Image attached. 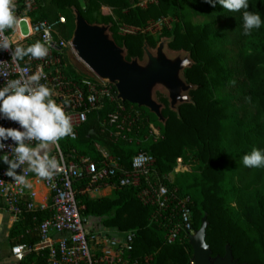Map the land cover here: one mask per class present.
Wrapping results in <instances>:
<instances>
[{
	"label": "trees",
	"instance_id": "1",
	"mask_svg": "<svg viewBox=\"0 0 264 264\" xmlns=\"http://www.w3.org/2000/svg\"><path fill=\"white\" fill-rule=\"evenodd\" d=\"M249 11L259 13L264 21V0H248ZM40 7V18L51 22L60 15L66 23L58 27L70 40L75 30L74 11H79L90 24L110 26L116 43L126 49V58L140 60L144 45L157 46V40L143 31L151 22L163 17L173 18L171 27L161 35L170 39L168 47L188 52L194 61L184 71L189 84L191 102L172 110L168 98L158 93L164 108L165 123L145 107L133 106L141 120L125 139H117L112 130L102 131L100 120L111 107L92 113L79 130L78 139L60 140L63 149L72 148L98 158L94 142L129 166L132 157L145 151L155 158L157 173L169 174L178 157L191 160V172L180 174L174 186L193 199V225L196 231L207 220L206 242L211 257H224L230 249L237 264H264V167L244 166L242 157L254 148L264 151V23L244 34L242 12H229L207 0H157L142 7L139 0H47ZM110 7L112 13L104 11ZM202 16L207 21L194 24ZM121 25L139 28L134 34H119ZM228 46L236 47L231 55ZM68 63L69 74L78 76ZM162 132L160 139L151 135L150 125ZM84 215L97 217L100 225L119 232L136 231L132 256L143 259L151 256V264H192L190 242H165L166 230L161 222H152V209L141 203L134 189H120L109 196H82ZM49 210L26 209L10 229L8 239L13 246L39 241L35 232H28L40 220L49 217ZM40 263L45 264L40 257Z\"/></svg>",
	"mask_w": 264,
	"mask_h": 264
},
{
	"label": "built area",
	"instance_id": "2",
	"mask_svg": "<svg viewBox=\"0 0 264 264\" xmlns=\"http://www.w3.org/2000/svg\"><path fill=\"white\" fill-rule=\"evenodd\" d=\"M45 1L15 0V14L21 24L15 31L8 29L0 34V42L6 39L13 47L9 50L0 49V73H7V77L0 75V88L8 79H19L41 71L46 79L40 82L53 88V98L65 106V111L71 117L73 135L67 136L68 140L76 141L79 130L88 122L89 116L104 111L108 105L111 109L100 120L101 129L104 132L112 130L114 138L125 139L123 132L135 129L141 120L140 112L133 106L128 110L125 103L118 99L115 85L96 74H69L68 63L64 59L68 48L73 52L74 50L71 39L61 36L58 29L66 23V17L60 15L55 22L40 18L39 9L45 6ZM148 2L157 0H139L142 7L147 6ZM170 21V17L160 18L151 22L143 31L151 33L160 24L169 27ZM138 31L139 28L132 26L119 27L120 35ZM36 41H41L48 47L49 52L45 58L25 56L22 60H12L15 47L27 48ZM0 126L20 128L17 122L3 118L2 114ZM150 127V133L156 140L162 137L158 136V127L152 124ZM3 143L6 147L0 150V211L8 212L17 221L24 208H40L51 213L28 230L35 232L39 241L32 246L23 243L13 247L14 255L35 252L44 258L45 264H151V256L143 259L132 256L135 230L119 232L103 229L92 217L83 213L86 206L81 201L82 196L103 197L105 193L111 194L125 188L136 190L141 203L152 209L151 221L161 222L166 230L167 244L190 242L197 232L193 225V199L174 186L180 174L192 171L191 160L178 157L173 170L160 176L155 158L148 152L136 153L127 167L99 142L93 144L99 153V157L95 159L75 148L66 152L59 141L52 148L51 155L60 162L61 172L52 180L27 172L26 179L30 186L34 183L47 190L45 198H49V204L36 206L35 192L30 186L20 184L6 175L8 165L3 162L2 156L10 153L15 144L11 139ZM26 169L27 166L24 165L16 171L23 174ZM191 263L195 264L193 257Z\"/></svg>",
	"mask_w": 264,
	"mask_h": 264
},
{
	"label": "clouds",
	"instance_id": "3",
	"mask_svg": "<svg viewBox=\"0 0 264 264\" xmlns=\"http://www.w3.org/2000/svg\"><path fill=\"white\" fill-rule=\"evenodd\" d=\"M207 2L214 6L217 0ZM218 3L229 12H242L245 35L264 23L259 13L249 11L248 0H218ZM15 9V0H0V34L8 29L15 31L19 28L21 21L16 16ZM10 48L13 47L6 39L0 42V49ZM48 52L45 43L36 41L27 48L15 47L12 60H22L25 56L42 59ZM0 75L7 77V73ZM42 79H46L45 74L37 71L30 76L8 79L0 88V114L20 125V128L0 126V150L6 147L3 141L8 139L15 144L10 153L2 156V160L8 165L6 175L26 186H30L26 179L27 172L52 180L62 171L58 159L51 155L52 148L61 139L73 135L70 115L65 111V106L53 98V88L40 82ZM242 161L249 168L264 167V151L254 148L242 157ZM24 165L27 166L26 171L18 174L16 170Z\"/></svg>",
	"mask_w": 264,
	"mask_h": 264
},
{
	"label": "water",
	"instance_id": "4",
	"mask_svg": "<svg viewBox=\"0 0 264 264\" xmlns=\"http://www.w3.org/2000/svg\"><path fill=\"white\" fill-rule=\"evenodd\" d=\"M74 15L75 30L71 38L74 53L94 74L115 85L120 101L149 109L162 124L165 123L162 114L164 105L155 99L157 87L166 90L172 110H178L179 105L191 102L190 91L195 86L189 84L184 76V71L194 63L190 54L183 57L181 52L170 56L164 42L157 47L156 53H152L146 43V60L143 63L139 58L129 61L126 49L113 39L109 25L90 24L77 10ZM206 228L205 217L199 230L190 239L195 264H237L233 261L230 249L224 257H211L212 252L206 242Z\"/></svg>",
	"mask_w": 264,
	"mask_h": 264
},
{
	"label": "crops",
	"instance_id": "5",
	"mask_svg": "<svg viewBox=\"0 0 264 264\" xmlns=\"http://www.w3.org/2000/svg\"><path fill=\"white\" fill-rule=\"evenodd\" d=\"M41 188L44 189L43 194H40ZM30 189L35 192L36 206L49 204V198H45L47 190L44 186L31 184ZM109 196L110 192L105 193ZM104 195V196H105ZM17 223V220L6 211H0V264H42L40 256L37 253H26L14 255L12 252L13 246L8 239L10 229ZM97 225L98 222L96 221ZM16 256V257H15Z\"/></svg>",
	"mask_w": 264,
	"mask_h": 264
},
{
	"label": "rangeland",
	"instance_id": "6",
	"mask_svg": "<svg viewBox=\"0 0 264 264\" xmlns=\"http://www.w3.org/2000/svg\"><path fill=\"white\" fill-rule=\"evenodd\" d=\"M47 1V0H46ZM82 3H84V1L85 0H80ZM149 3V2H148ZM46 4V3H45ZM104 11L105 12H108V13H112V9L110 8V7H104ZM169 18V17H168ZM170 19H171V21H170V26L169 27H171V25L173 24V18H171L170 17ZM192 21H193V23L194 24H201V25H203L207 20L204 18V17H202V16H196V17H194L193 19H192ZM122 26V25H121ZM164 27H166V25L165 24H160L159 25V27L157 28V29H153L152 30V35L154 36V38L157 40V46L155 47V48H150V47H148V49L150 50V52H152V53H156V50H157V47L162 43V42H164L165 43V50H166V52L168 53V55H170V56H175V55H178V53H181L182 52V54H183V57H185L187 54H189L188 52H185V51H174V50H171L169 47H168V43H169V41H170V39H168V38H166V37H163L162 35H161V33H162V30H163V28ZM168 27V26H167ZM59 33H60V35L61 36H63L62 34H61V32L59 31ZM228 49H230V51H231V55H235V54H237V52H238V49L234 46V47H232V46H228L227 47ZM146 58H147V56L144 54V57H143V59L141 60L142 61V63L146 60ZM66 60L69 62V64H71V66L75 69V71L76 72H78L79 74H81V75H85V76H90V75H93V72L76 56V54L70 49V48H68L67 49V51H66ZM158 93H161V94H163V96L164 97H166V98H168V100H169V97H168V94H167V92H166V90L165 89H163V88H161V87H157L156 89H155V99L159 102V103H161V104H163L161 101H160V99H159V97H158ZM171 107V106H170ZM153 126H155L154 124H152ZM155 127H157V126H155ZM161 134H162V132L160 131V134L158 135V136H161ZM162 138V137H161ZM160 139V138H159ZM194 166H195V164L193 165V166H191V168H192V170H193V168H194ZM43 192H44V189L43 188H41V190H40V194H43ZM93 219H94V221L96 222H98L99 224L101 223V220L99 219V218H97V217H92ZM103 229H107L106 227H104V226H102V224L100 225ZM115 230V229H114Z\"/></svg>",
	"mask_w": 264,
	"mask_h": 264
}]
</instances>
